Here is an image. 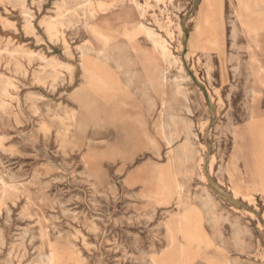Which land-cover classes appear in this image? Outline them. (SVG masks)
<instances>
[{
    "label": "rangeland",
    "instance_id": "374dc122",
    "mask_svg": "<svg viewBox=\"0 0 264 264\" xmlns=\"http://www.w3.org/2000/svg\"><path fill=\"white\" fill-rule=\"evenodd\" d=\"M205 1L0 0V264H264V0H223L219 49Z\"/></svg>",
    "mask_w": 264,
    "mask_h": 264
},
{
    "label": "bare ground",
    "instance_id": "6f19581e",
    "mask_svg": "<svg viewBox=\"0 0 264 264\" xmlns=\"http://www.w3.org/2000/svg\"><path fill=\"white\" fill-rule=\"evenodd\" d=\"M23 2V1H22ZM141 5V4H140ZM223 0H206L204 2L203 5V9H202V19H201V24L198 30L199 36L198 39L196 40L197 43H201L202 41L204 42V39H208L209 44L215 45L217 46V48H224V39H225V19L223 16ZM143 8V7H142ZM138 9V8H137ZM28 28V27H27ZM33 28V27H32ZM143 29L146 31V34H148L147 36L149 37V39L152 41V44L154 47H156L158 50H160L163 59L165 60V62L167 63V65H170L173 63L172 62V53L171 51L168 49V46H166V42L165 40H163L161 37H159L157 34H155L153 31H151L149 28L145 27L143 25ZM235 31V26H234V30ZM128 32V31H127ZM96 36L98 37L99 40H104L105 42L108 41L107 37L105 36H101L99 34H96ZM3 41V40H2ZM87 44V43H86ZM168 45V43H167ZM193 46H194V42H193ZM192 44H191V48H193ZM108 48V47H107ZM106 49V48H105ZM104 49V50H105ZM88 51V50H86ZM86 51H84V53L82 54L83 57V65L88 62V58H87V54ZM107 51V50H106ZM106 54V52H104L103 50L100 51L96 56L98 57L99 60H101V57L103 54ZM110 55V54H109ZM105 57V56H104ZM44 60V59H43ZM107 60L109 61V59L107 58ZM174 60V59H173ZM11 62V61H10ZM110 62V61H109ZM104 63V62H103ZM174 65V64H173ZM172 65V66H173ZM120 67V65H118V68ZM262 70V69H261ZM182 71V69H181ZM88 75L95 80V77H97L95 80L96 81V87L98 90V93H103V88L99 87L97 85V83H100V85H102L104 83H108L109 88L116 90L114 84H112L111 82V78L110 75L104 70V68H102L101 62L99 61V63L96 64V66L93 68V70L88 69L87 70ZM165 71H162L160 74V78L162 83H164L165 80ZM87 75V74H86ZM108 77V80L104 81L103 80V76ZM176 77V76H175ZM178 77V76H177ZM176 80V79H174ZM185 80V79H184ZM37 82V81H36ZM179 82V81H178ZM146 83H149L151 89H154V84L151 83L150 81ZM174 83V81L172 82ZM131 84H133V82H131ZM175 84V83H174ZM177 84V83H176ZM103 86V85H102ZM129 86V84H128ZM134 86V85H133ZM148 86V85H147ZM178 87V86H177ZM143 88V87H142ZM145 88V85H144ZM143 88V89H144ZM146 89V88H145ZM138 90H140V88H138ZM149 90V89H148ZM146 91V90H145ZM143 92V90H142ZM121 93V92H120ZM149 95L151 96V92L149 93ZM143 96V94H142ZM118 97V95L116 94V98ZM18 98V97H17ZM152 98V97H151ZM154 98V97H153ZM144 99V97H143ZM149 100V99H148ZM145 102V100H144ZM157 102V101H156ZM148 104V103H146ZM157 105V104H156ZM164 105V104H163ZM167 105V104H166ZM165 105V107H166ZM150 107V106H149ZM223 108V107H222ZM152 109V106H151ZM155 109V108H154ZM166 109V108H164ZM164 112V111H163ZM163 116V115H162ZM166 116V115H165ZM168 116V115H167ZM164 119V118H163ZM169 119V118H168ZM172 120V119H171ZM163 122V120H162ZM161 122V123H162ZM164 123V122H163ZM162 123V124H163ZM166 125V124H165ZM168 126V125H167ZM69 128V127H68ZM168 128V127H167ZM66 129V128H65ZM162 132L163 134H167L166 131V127L165 126H161ZM249 129L251 130V136H252V146H254V157H255V162L257 163V171H258V178L261 181V188H262V192L264 193V122L259 123V122H254L251 121V124L249 126ZM69 130V129H68ZM211 131V130H210ZM171 134L169 133V135L166 136V142L168 145H170L173 141V139L170 136ZM175 140V139H174ZM177 140V139H176ZM188 143V142H186ZM12 146V145H11ZM154 147V146H153ZM184 149V148H183ZM186 150V148H185ZM191 150V149H190ZM18 151V150H17ZM187 151V150H186ZM193 152V150H192ZM183 153V152H182ZM189 153V151H188ZM194 154L195 151L193 152ZM184 154V153H183ZM189 155V154H188ZM195 156V155H194ZM184 157V156H183ZM186 157V154H185ZM195 158V157H194ZM184 160V159H183ZM195 160V159H194ZM185 161V160H184ZM191 163V162H190ZM190 165V164H189ZM193 165V164H192ZM193 167V166H192ZM198 167V166H197ZM58 202V201H57ZM12 204V203H11ZM147 204V203H146ZM3 207V206H2ZM76 212V211H75ZM12 213V212H11ZM188 214V213H187ZM192 216V215H191ZM187 215H183L180 217L179 220V231L185 241V247L181 248L182 249V254L189 252L187 251L186 248H190V246L192 245H198L201 246V244L204 242L203 238L201 237V229H199L197 227V224L192 222L191 220L189 221H185L187 220ZM30 226V225H29ZM98 227V226H97ZM168 231V230H167ZM83 235V234H82ZM2 237V236H1ZM84 237V236H83ZM19 240V239H18ZM135 245V244H134ZM9 250V249H8ZM20 250V249H19ZM181 254V255H182ZM133 257V256H132ZM183 257V256H182ZM50 261V260H49ZM52 264V262L50 263Z\"/></svg>",
    "mask_w": 264,
    "mask_h": 264
}]
</instances>
